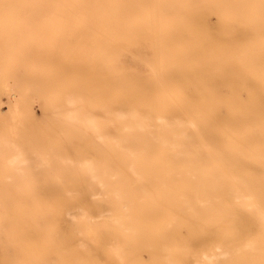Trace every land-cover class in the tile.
I'll return each instance as SVG.
<instances>
[{"label": "bare ground", "instance_id": "1", "mask_svg": "<svg viewBox=\"0 0 264 264\" xmlns=\"http://www.w3.org/2000/svg\"><path fill=\"white\" fill-rule=\"evenodd\" d=\"M45 9L56 11L39 24L89 28L73 30L74 41L91 45L76 51L87 63V96L66 99L84 107L68 117L78 128L62 150L78 142L98 151L93 164L69 158L91 181L60 187L72 192V222L91 224L89 238L105 236L102 264H264V0H53ZM126 56L143 59L148 71L125 64ZM0 138V150H21ZM43 145L51 150L49 140ZM14 175L26 178L29 168ZM0 184L3 204L14 186L25 193L46 185ZM93 190L97 200L87 196ZM9 205L18 219L21 206ZM85 228H76V251ZM9 230L0 225L5 264ZM83 263L101 264L91 247Z\"/></svg>", "mask_w": 264, "mask_h": 264}, {"label": "rangeland", "instance_id": "2", "mask_svg": "<svg viewBox=\"0 0 264 264\" xmlns=\"http://www.w3.org/2000/svg\"><path fill=\"white\" fill-rule=\"evenodd\" d=\"M52 5L53 0H0V135L12 141L16 146L13 149H21L0 150V174H12L0 178V183L47 185L38 192H35L37 188L34 186L26 188L25 193L21 192V187L17 189L14 186L16 191L13 189L5 204L1 201L7 192L0 188V213H5V218H0V225L10 229L6 237L8 245L12 247L8 251L10 255L6 264H10V258L16 264L26 262L24 260H29L26 263L32 260L34 264H63L69 260L84 264L89 247L102 264L107 244L105 246L106 242H101L105 236L97 232L98 236L89 238L95 235L91 224L86 222V226H78V223L72 222L75 220L73 217L76 218L68 212L71 210L69 196L72 192L68 193L60 187V184L68 181L76 185V182L91 181L87 178L84 180L73 163L93 164L94 151H98L83 149L78 142L73 144L74 148L62 150L63 138L70 130L78 128L74 119L71 123L67 119L79 106L66 99L76 97L83 100L87 96V63L76 51L91 45L87 41H74L73 30L78 28L82 33H87L89 28L67 21L58 24V19L39 24L41 18H47L43 14L45 11L54 10H46L45 6L50 8ZM57 11L67 13L65 8ZM211 20L214 21L213 13L210 14ZM122 60L125 64L133 63L139 69L148 71L143 59L126 56ZM116 82L112 73L111 86ZM94 105L97 119L103 120L106 114L102 101L97 98ZM85 109L88 110V107ZM43 140H49L51 150L45 149ZM70 157L73 163H70ZM27 168L30 176L20 178L14 175ZM55 173L62 175V178L55 177ZM97 193V190H93L87 196L97 200ZM215 198L218 204L225 205V198L220 192L215 194ZM15 202L21 206L18 219L5 211L10 208L9 204ZM98 218L94 215L89 220L96 222L97 226ZM82 227H86L84 233L87 235L82 234L80 249L76 251L73 242L75 245L79 243L76 238L81 235L76 228ZM74 234L78 236L75 238ZM76 256L81 262L76 261ZM4 260L0 259V264H5ZM192 263L191 260L188 262Z\"/></svg>", "mask_w": 264, "mask_h": 264}]
</instances>
